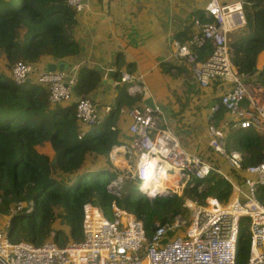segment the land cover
Returning <instances> with one entry per match:
<instances>
[{
    "label": "built area",
    "instance_id": "2783aa9c",
    "mask_svg": "<svg viewBox=\"0 0 264 264\" xmlns=\"http://www.w3.org/2000/svg\"><path fill=\"white\" fill-rule=\"evenodd\" d=\"M65 2L76 14H83L89 10L91 0ZM246 25L241 2L207 0L201 14L192 17L187 40L172 42L173 56L189 71L198 89H206L217 80L221 83L223 93L211 107L212 114L224 110L233 129L264 136V82L253 80V74L237 73L232 65L230 36ZM79 71L77 65L59 72L48 71L37 63L18 61L11 66L8 76L16 85L30 80L43 87L50 106H69L79 82ZM107 71L112 74L116 70ZM118 83L131 96L141 92L139 80L129 71L119 72ZM110 111V107L104 109L105 114ZM74 114L78 139L101 123L97 105L89 97L80 98ZM161 114L159 107L145 105L133 106L125 113L129 119L130 146L114 148L115 152L120 149L136 156L133 170L125 179L136 183L141 196L155 199L172 197L175 189L176 194L181 189L189 191L216 175L230 188L224 201L207 197L199 204L191 197L192 202L186 200L164 223L154 224L150 234L142 220L114 202L109 208L111 220L105 217L104 209L85 203L82 239L69 241L63 247L52 241V232L38 246L24 241L13 243L9 240V223L5 231H0V264H237L242 226L249 237L244 264H264V152L260 162L245 166L243 152L225 150V131L208 125L207 144L226 169L216 168L163 128ZM156 174L163 177L158 189L168 188L150 196L142 184ZM123 179L118 175L113 183H121ZM202 187L198 186V191ZM32 207L17 203L10 208V217L24 209L29 214Z\"/></svg>",
    "mask_w": 264,
    "mask_h": 264
},
{
    "label": "trees",
    "instance_id": "16d2710c",
    "mask_svg": "<svg viewBox=\"0 0 264 264\" xmlns=\"http://www.w3.org/2000/svg\"><path fill=\"white\" fill-rule=\"evenodd\" d=\"M250 2L252 32L246 39L230 41L229 46L236 72L254 75L257 55L264 50V0ZM75 17L76 13L65 0H0V61L4 66L0 70V217L10 215V208L17 203L33 206L29 214L24 209L11 215L9 240L13 243L24 241L38 246L47 241L53 232L55 209H62L61 225L68 230L67 234L63 230L55 231L51 239L63 247L69 241H81L85 203L109 209L114 202L142 220L149 234L153 231V218L164 223L165 213L176 214L181 207V200L176 196L150 200L144 196L135 199L129 193L116 194L108 189L114 174L103 167L89 170L86 164L89 157L91 164L97 158L107 159L112 147L117 145L111 126L119 109L123 104L133 107L140 100L138 96L119 91L126 101L119 96L115 109L100 123V132L78 139L74 108L51 107L43 87L34 83L16 85L5 73L18 61L36 64L44 58L63 61L77 56L80 49L70 34ZM99 83L98 72L81 70L73 91L89 97ZM234 135L231 149L245 154V166L262 160L264 136L240 130ZM45 144L52 150L51 157L36 149ZM105 172L111 177L105 179ZM57 174L66 178L57 180ZM156 175L145 182L143 190L154 187ZM69 176H73L72 181ZM197 184L188 193L200 202L207 197L224 201L230 192L228 184L216 175ZM201 184L203 187L198 191ZM123 192H127L126 187ZM240 233L237 264H244L248 258L249 237L244 226Z\"/></svg>",
    "mask_w": 264,
    "mask_h": 264
},
{
    "label": "crops",
    "instance_id": "0c3cea01",
    "mask_svg": "<svg viewBox=\"0 0 264 264\" xmlns=\"http://www.w3.org/2000/svg\"><path fill=\"white\" fill-rule=\"evenodd\" d=\"M206 1L91 0L87 12L76 14V23L70 34L78 44L80 53L63 61L68 64V68L77 65L80 71L99 73V86L89 98L96 103L101 114V122L109 115L104 113L106 107L113 111L119 96L125 100L119 92L126 94L124 88L121 86L116 90L114 84H119V72L129 71L139 80L138 84L141 87V92L136 94L140 100L133 106L159 107L163 128L173 132L184 147L200 157L203 156V159L209 161L210 157L215 158L208 150L199 153L195 149L200 148L197 140L206 139L208 125H214L224 131L227 129L233 135L238 131L232 128L231 119L224 110L214 114L210 112L211 107L219 101L223 87L217 80L206 89H198L189 71L174 58L172 48L173 41L187 40L191 19L201 14ZM220 1L222 3L239 1L243 4L247 25L233 33L230 41L246 39L253 29L250 0ZM56 62L58 61L44 58L37 64L47 70ZM110 68L116 71L110 74L107 71ZM110 79L113 80V84H101L102 80ZM263 79L264 50L257 55L253 76V80L258 83ZM130 108L123 104L111 126V130L116 133L117 145L112 147L105 161H108L107 166L113 167V170L127 168L124 160L126 157L129 159L133 157L136 162V156L133 154L120 152V149L114 151L115 147L130 146L129 119L125 115ZM99 129L97 126L84 134L85 136L88 133L96 134L100 132ZM207 148L210 149L208 145ZM112 152L119 161L118 164L111 163ZM91 159V157L87 159V166L91 164Z\"/></svg>",
    "mask_w": 264,
    "mask_h": 264
},
{
    "label": "rangeland",
    "instance_id": "374dc122",
    "mask_svg": "<svg viewBox=\"0 0 264 264\" xmlns=\"http://www.w3.org/2000/svg\"><path fill=\"white\" fill-rule=\"evenodd\" d=\"M3 67H4L3 66V63L0 61V70L1 69L3 70ZM8 72H5V73H8ZM263 82H264V79L260 82V84H262ZM180 116H181V114H180ZM225 132H226L225 133V135H226L225 150L230 151L231 150V143L230 142L234 140V136L235 135H233L232 132L231 131H228L227 129L225 130ZM196 137H197V134H195V138ZM207 143H208L207 138L205 140H197V145L200 148L199 149H195L196 152L199 151V153H202V152L208 150L209 153H210V155L212 156L213 153H212L211 149L207 148V145H208ZM203 146H205V147L202 150ZM36 149L40 153H44V154H46V155H48L50 157L52 156V150L46 144L43 145V146H41V147H36ZM202 157L203 156H201V158ZM104 158L106 159L105 156H104ZM104 158H100V159H97L94 162H92V164H90L92 166L89 165L88 166V169L94 171V170H97L99 167H103V168H105L106 171L111 172V173L114 174V176H113L114 179H116V177L118 175L122 176L124 178L123 179V182L116 183L115 184V183H113L115 180L111 179V182L108 184V187L111 188V189H113V190H115L120 195H127L129 193L132 198H135V199L142 198V196L139 194L138 186L136 185V183L133 182V180H132V182L129 183L125 179V177L127 176V174H129L130 171L133 170V167L135 165V159L133 157H131L130 159L128 157H126V158H124V160L126 161L125 167H127V168H125L123 170H121V169L120 170L119 169H114L113 170V167L107 166V163L104 162L105 161ZM209 161H211L212 164L216 168H222L223 170L226 169L225 167H223V164L218 159H216L214 157H210L209 158ZM57 177L59 178V179L56 178L57 180H61V179H65L66 178V176L59 175V174H57ZM103 177L105 179L106 178L108 179V177H111V176H110V174H108L107 172H105V174L103 175ZM69 179L72 181L73 180V176H69ZM153 181H154V185L155 186L159 184L158 183V181H159L158 178L154 179ZM68 184H70V183H68ZM125 187H126V191L127 192H123L124 189H125ZM165 187H168V186H165ZM176 192L177 191L175 189V193L172 196H176V197H178L181 200L180 201L181 208H182L183 203L186 200H190L192 202V198L191 197H194V196L191 195V194H189L187 190H184L183 191L181 189V190H179V193H177V194H176ZM196 200L199 202V204H202L203 203V202H200L197 198H196ZM94 206H97V207H100V208L104 209L103 207H101L99 205H94ZM54 211H55L56 219H55V221L52 224V230H53L52 233L54 234V232L57 231V230H63L67 234L68 227L62 228L63 226L61 225V219H62L61 216L63 215L62 209H55ZM104 212H105V217L107 219L111 220L112 219V214L109 211V209H104ZM165 215H166V220H167L168 218L172 217L174 214L171 211H168L167 213H165ZM10 219H11L10 215H8V216L7 215H4V216L0 217V231H5V229L8 227V225L10 223ZM153 223L154 224L160 223V219L157 218V217L153 218ZM237 247H239V246H237Z\"/></svg>",
    "mask_w": 264,
    "mask_h": 264
},
{
    "label": "water",
    "instance_id": "95a60500",
    "mask_svg": "<svg viewBox=\"0 0 264 264\" xmlns=\"http://www.w3.org/2000/svg\"><path fill=\"white\" fill-rule=\"evenodd\" d=\"M68 68V64L64 61H58L56 62L54 65H52L49 69H47L48 71H59L62 72L63 70ZM25 83L29 84L31 83L30 80H26ZM101 84H113V80H102ZM115 85V89L118 90L119 88H121V86L119 84H114ZM80 98H82V96L77 95L76 93H74V98H73V102L71 103V107L75 108L76 103L80 100ZM13 222V221H12Z\"/></svg>",
    "mask_w": 264,
    "mask_h": 264
},
{
    "label": "bare ground",
    "instance_id": "6f19581e",
    "mask_svg": "<svg viewBox=\"0 0 264 264\" xmlns=\"http://www.w3.org/2000/svg\"><path fill=\"white\" fill-rule=\"evenodd\" d=\"M113 153V152H112ZM111 163L114 165V164H118L119 163V161L116 159V156L114 157V153H113V156H112V158H111ZM161 172V171H160ZM156 178H158L159 179V181H158V183L162 180V176H160V175H156L155 177H154V179H156ZM153 179V180H154ZM144 184H145V182L142 184V188H143V186H144ZM153 184H154V181H153ZM152 184V185H153ZM150 187V188H149ZM148 187V189L147 190H144V192H146V193H148L150 196H152V195H154V194H156L157 192H164V190L166 189V188H168V187H162V188H160V189H158V185H154V187L152 188L151 186H149Z\"/></svg>",
    "mask_w": 264,
    "mask_h": 264
}]
</instances>
